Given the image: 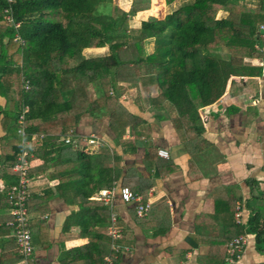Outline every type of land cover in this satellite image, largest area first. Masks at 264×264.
Segmentation results:
<instances>
[{"label": "trees", "instance_id": "obj_1", "mask_svg": "<svg viewBox=\"0 0 264 264\" xmlns=\"http://www.w3.org/2000/svg\"><path fill=\"white\" fill-rule=\"evenodd\" d=\"M164 1L163 17L148 15L131 26V17L148 10L151 0H130L126 11L109 0H0V178L7 187L16 182L13 165L22 141L29 140L28 153L41 160L43 170L58 178V184L28 197L27 210L44 213L47 205L40 204L55 193L77 206L65 218L62 232L75 227L79 236L88 239L62 249L60 264H115L108 235L109 208L91 197L118 181L145 196L151 182L129 184L133 173L143 178L134 168L122 176L123 156L115 150L101 147L88 153L83 141L65 143L47 130L60 127L67 135L75 131L83 114L107 115L122 153L135 152L136 141L123 139L127 128L138 134L133 115L119 101L121 84L156 86L158 95L150 103H169L184 140L191 139L200 151L205 139L197 124L198 110L222 96L230 77L260 73L259 65L250 60L264 57V32L258 29L264 26V0L255 8L239 0ZM152 7L159 13L158 7ZM220 11L223 16H218ZM7 14L11 22L5 19ZM100 47L106 52L84 54L87 48ZM93 82L100 88L98 95L90 90ZM24 106L28 109L22 134L17 120ZM156 150L148 146L144 156L146 169L155 172L152 175L161 172L154 163ZM248 182L251 196L246 206L252 213L246 223L229 221L234 197L219 202L225 210L221 208L218 215L226 243L240 233H252L257 249L264 253V211L258 208V202L264 204V193L254 181ZM12 207L5 189L0 208ZM225 255L226 251L222 262Z\"/></svg>", "mask_w": 264, "mask_h": 264}, {"label": "crops", "instance_id": "obj_2", "mask_svg": "<svg viewBox=\"0 0 264 264\" xmlns=\"http://www.w3.org/2000/svg\"><path fill=\"white\" fill-rule=\"evenodd\" d=\"M162 1L163 13L162 9H159V15L153 13L151 0L148 10L138 12L131 19L139 24L148 15L163 17L167 9L165 1ZM250 1L254 3L251 7L255 8L260 0ZM129 3L130 0H124L121 8L128 10ZM223 15L224 12H218V16ZM105 52L106 47L84 50L86 56ZM250 62L260 67L256 77H230L222 96L198 110L197 124L205 139V144L200 142L204 146L200 151L191 139L184 140L175 111L169 103L165 102L163 106L150 103L149 99L158 95L156 86L121 84L119 101L133 115L134 130L138 134L127 128L123 139L136 141L135 152L122 153L118 138L108 127L107 115H82L72 133L79 138L74 145L83 141L82 137L94 135L100 143L91 146L83 141L86 152L94 153L101 147L115 150L123 156L122 176L126 170L134 168L143 178L133 173L127 181L129 184L151 182L144 189L145 196L136 193L142 201L150 203L143 216L136 213L135 201L125 203L119 197L120 181L111 187L114 190L110 195V205L97 198L100 191L108 189H101L91 197L102 201L108 206L109 214L114 213L116 217L119 236L111 244L116 253L115 264L223 263L228 243L225 242L221 215H218L221 208L225 209L219 202L236 198L229 221L236 222L234 214L239 205L241 223L245 224L252 213V208L246 206L251 196L248 181H254L255 187L264 193V57ZM90 90L95 95L100 93L97 82L90 85ZM47 133L58 135L60 139L66 136L62 135L60 127L51 128ZM148 146L164 148L169 153V158L163 159L156 150L154 163L161 168L159 175H152L154 170L149 171L145 167L144 156ZM30 159L29 197L53 190L58 178L50 177L49 170H43L39 158L31 155ZM6 188L5 181L0 178V193ZM258 203V208L264 211V204ZM40 205H47L44 213L28 211L33 245L28 264H60L58 258L62 249L88 241L77 234L75 227L62 232L65 218L77 206L66 203L55 193ZM10 211L0 208V218L9 220ZM5 222L0 221V264H19L22 256L12 229ZM245 234L247 240L236 264H264V253L257 249L254 234Z\"/></svg>", "mask_w": 264, "mask_h": 264}, {"label": "built area", "instance_id": "obj_3", "mask_svg": "<svg viewBox=\"0 0 264 264\" xmlns=\"http://www.w3.org/2000/svg\"><path fill=\"white\" fill-rule=\"evenodd\" d=\"M5 19L7 21H12V18L9 14L5 15ZM15 26L18 24L15 23ZM259 30L264 31V26L259 25ZM24 88L27 89V83L24 84ZM27 106L22 108V112L18 117L19 129L18 132L23 134L22 123L24 120V114L27 111ZM63 141L65 143H71L79 140L78 137H74L70 132L68 135L64 136ZM81 140L85 141L88 145H96L100 143L98 138L94 135H90L88 137H82ZM23 149L20 154L17 156L16 162L13 165V171L17 174V180L15 183L6 188V195L8 199L12 202L13 207L11 208L10 214L11 218L5 222V224L11 227L13 236L17 245V248L22 256L19 264H28V259L33 252L32 238L28 226V210L26 206L27 199L29 197V167L31 165V155L28 153L26 147L29 144V140H23ZM90 146V147H91ZM157 155L160 158L168 159L169 153L164 148L157 149ZM114 188H110L108 190H102L98 193V199L102 200L104 203L110 205V195ZM119 197L125 203L128 202H136V213L139 216H143L147 213L150 203L144 202L141 200V197L132 192L129 187L121 186L118 190ZM235 220L237 223H241V209L240 206L237 205L236 211L234 214ZM108 235L111 240H114L119 236V229L116 226V217L114 213L110 214L109 217V227H108ZM247 236L245 233H240L237 236L233 237L228 241L226 247V255L223 259L222 264H236L237 259L242 252V249L246 243Z\"/></svg>", "mask_w": 264, "mask_h": 264}, {"label": "rangeland", "instance_id": "obj_4", "mask_svg": "<svg viewBox=\"0 0 264 264\" xmlns=\"http://www.w3.org/2000/svg\"><path fill=\"white\" fill-rule=\"evenodd\" d=\"M109 1H111V2H114L115 4H117L119 7H121V5H123V2H124V0H109ZM155 0H153V5L154 6H156V7H158L157 9H162L161 11H162V13H163V11H164V6H163V1L162 0H160V2H154ZM239 3H241V4H243V5H245V6H248V7H251V5L252 4H254L252 1H250V0H239ZM249 3V4H248ZM166 9H167V7H166ZM152 11H153V13L155 14V15H159V13L156 11H154V8L152 7ZM160 11V10H159ZM220 15H222V14H220ZM137 24H138V22H136V21H133L132 19H131V25H133V26H137ZM149 46V45H148ZM89 53H93V52H88V54ZM220 53L221 54H225V52H224V50L222 49V50H220Z\"/></svg>", "mask_w": 264, "mask_h": 264}, {"label": "water", "instance_id": "obj_5", "mask_svg": "<svg viewBox=\"0 0 264 264\" xmlns=\"http://www.w3.org/2000/svg\"><path fill=\"white\" fill-rule=\"evenodd\" d=\"M262 33L264 32L263 30H260Z\"/></svg>", "mask_w": 264, "mask_h": 264}]
</instances>
